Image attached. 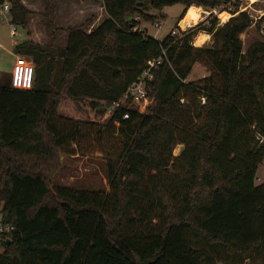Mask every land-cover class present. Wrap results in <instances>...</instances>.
I'll return each mask as SVG.
<instances>
[{
  "label": "trees",
  "instance_id": "trees-1",
  "mask_svg": "<svg viewBox=\"0 0 264 264\" xmlns=\"http://www.w3.org/2000/svg\"><path fill=\"white\" fill-rule=\"evenodd\" d=\"M6 2L10 22L26 30L33 11L22 0L0 6ZM177 3L240 5L103 0L99 26L68 27L60 46L56 5L47 0L50 43L15 44L23 71L34 67L36 79L33 88L0 85L1 221L13 227L0 264H211L207 246L241 259L264 252V182L256 183L264 161L257 136L264 133V41L243 51L241 34L253 25L245 11L220 26L211 14L209 25L163 40L131 16L155 20L142 8ZM201 30L212 33V46L192 44ZM164 50L150 82L154 104L123 119L111 106ZM196 62L210 75L187 81ZM179 143L185 147L175 157ZM61 155L104 158L109 191L52 185Z\"/></svg>",
  "mask_w": 264,
  "mask_h": 264
},
{
  "label": "rangeland",
  "instance_id": "rangeland-1",
  "mask_svg": "<svg viewBox=\"0 0 264 264\" xmlns=\"http://www.w3.org/2000/svg\"><path fill=\"white\" fill-rule=\"evenodd\" d=\"M239 1L240 5L238 8H235V4L233 3L227 5H218L215 8L219 11L223 10L224 8L227 9L226 7L231 6L233 8V12L239 10L245 11L251 16L253 20V25L251 26L252 29L249 31L248 28V31H246L249 35L242 37L245 41L243 42V51L246 52L255 42L264 41V0H256L252 7L249 8L247 6L246 8H243L242 6L247 4L246 0ZM22 2L27 8L33 11V14L29 18L28 27L26 30L20 26H17L16 35L12 34V23L10 22L9 13L4 11L3 7L0 6V85H10L18 88H33L35 86L36 70L34 67H31L29 71H23L22 63L14 51V42L16 41L19 43L27 40L29 39L30 35L33 38V41H35V36L39 41H41V43H50L51 40L47 28V18L45 16L47 0H22ZM54 2L56 5L55 26L59 28V31L56 33L57 43L60 46L65 41L63 37L59 38L61 31H66L68 27H74L83 24L85 26V23H88L90 18V13H95L97 15L103 11L101 7V5H103L101 4L102 1L98 2V0H54ZM183 5L184 4L182 3H177L171 6H166L163 10L168 16L165 15L166 17L163 18L161 16L164 14L159 13V21L162 23V26L159 28L155 26V22L158 20L153 19L146 21L143 19L144 17L142 13H135L131 16L136 22H138L140 28L141 25L144 29L147 28L146 31L149 36L163 40L167 35L170 34L171 29L175 27L179 16L183 12ZM145 6H147L146 2ZM143 9L146 10V14L149 15H153V13H151L152 11L155 13L158 11L157 9L151 8L149 6L148 9L146 7H143L142 10ZM195 14L193 21H198L200 13L196 12ZM139 16L140 19L138 20L137 17ZM212 18L216 19V17ZM87 25L85 28H87ZM179 26L183 35L186 27H183L182 25ZM176 36L180 35L177 34ZM209 75V66L204 62H196L187 81L200 82L203 80V78L208 77ZM204 99L205 98L201 97V104H205ZM188 102V98L183 100V104H187ZM153 104L154 100L149 104V108H147L145 112L144 109H142L143 113L148 112ZM205 120V116H202L201 118H195L194 121L196 124L201 125L205 122ZM184 147L185 145L182 143L176 144L173 148V155L175 157L179 156ZM60 162V167L57 169L56 175L52 178V185H65L79 189L109 191L107 178L108 166L107 161L104 158L98 157L96 155H61ZM262 182H264V161L258 167L256 179L257 184ZM1 220L2 208L0 206V252L4 250L3 240L5 239V233L7 232L1 231L5 230ZM207 249L209 254L212 256L211 264H264V252L259 249L255 250L249 258L245 259H241L236 256H228L224 252L223 248L219 245H213L211 247L207 246Z\"/></svg>",
  "mask_w": 264,
  "mask_h": 264
},
{
  "label": "built area",
  "instance_id": "built-area-1",
  "mask_svg": "<svg viewBox=\"0 0 264 264\" xmlns=\"http://www.w3.org/2000/svg\"><path fill=\"white\" fill-rule=\"evenodd\" d=\"M3 10L6 12H9L10 10V3L6 2L3 6ZM227 10L233 12V8L226 7ZM239 11H234L233 13H239ZM137 19H140V16L137 17ZM156 27H161L162 23L161 21L155 22ZM186 31V30H184ZM173 36H176L179 34L181 37L182 32L180 26L175 27L170 32ZM264 33V31H263ZM12 34H17V25L12 24ZM165 50L162 52V55L159 58H154L147 60L145 63V68L143 69L142 73L139 75V77L129 86L128 90L124 94V96L116 103H114L111 106L112 110L122 109V118L123 119H129L131 117L132 111L137 110L140 113H143L142 109H144V112L149 108V104L154 100V97L150 95L151 93V85L150 82L154 78V71L159 68L163 64V62L167 59ZM259 142L264 143V133H258L257 134ZM5 230L1 231H9L13 229L11 226L4 227Z\"/></svg>",
  "mask_w": 264,
  "mask_h": 264
},
{
  "label": "crops",
  "instance_id": "crops-1",
  "mask_svg": "<svg viewBox=\"0 0 264 264\" xmlns=\"http://www.w3.org/2000/svg\"><path fill=\"white\" fill-rule=\"evenodd\" d=\"M99 1H102L101 4H103V0H98ZM247 1V4L246 5H242L243 8H246V6L249 8V7H252L253 3L256 1V0H246ZM245 6V7H244ZM103 11L98 13L97 15L95 13H90V18H89V22H88V25H87V28H85V31L86 32H91L92 30H94L96 27L99 26V24L107 17V13L105 12L104 10V7L103 5H101ZM192 7H196V12H199L200 13V17H199V20L197 22H192V23H189L188 26H186V30H190V28L196 26L197 24L199 23H203L204 25H209V22H210V15L212 14L213 17H216L217 19V22H218V26L220 25H223L225 22H227L230 17L234 14L232 13L231 11L227 10V9H223V10H216V8H211V7H206V6H198V5H192L191 7L187 8L185 5H183V12L182 14L183 15V18L182 20H180L179 25H182L181 21L183 22L184 19L187 17L190 9ZM201 11H200V10ZM228 13V17L227 18H223L221 16L222 13ZM151 13L155 14V15H159V13H163L164 15L168 16L167 13L162 9V10H158L157 13H155L154 11H152ZM182 14L179 16L178 20H177V23L179 21V19L181 18ZM238 14V13H235V15ZM196 15V14H195ZM194 15V16H195ZM165 16V17H166ZM163 17V18H165ZM155 20H159V18L157 17ZM176 23V24H177ZM176 27V25H175ZM174 27V28H175ZM65 28V27H64ZM141 29H144L141 25ZM173 29V28H172ZM171 29V30H172ZM250 29H252V27H250L248 30L250 31ZM147 30V28L145 29ZM247 30V31H248ZM245 32V33H242L241 34V38L244 37V36H248V32ZM171 32V31H170ZM28 33V32H27ZM29 35V34H28ZM204 35V40L202 42H198V39L199 38H202ZM60 37H63V39H65V41L61 44V46H66L67 45V42H68V38H69V33L66 32V31H61V34L59 36ZM29 39H33L30 35H29ZM244 38H242L243 40ZM34 40L40 44H45V43H41V41H39L35 36H34ZM243 42H245L243 40ZM15 44L17 43L16 41L14 42ZM214 43L213 41V36H212V33L208 32V31H205V30H201V31H198L194 36H193V42L192 44L195 46V47H208V46H211L212 44ZM19 57V56H18ZM20 60V59H19ZM260 180V179H259ZM263 183V182H262ZM260 184V183H259Z\"/></svg>",
  "mask_w": 264,
  "mask_h": 264
},
{
  "label": "bare ground",
  "instance_id": "bare-ground-1",
  "mask_svg": "<svg viewBox=\"0 0 264 264\" xmlns=\"http://www.w3.org/2000/svg\"><path fill=\"white\" fill-rule=\"evenodd\" d=\"M196 7H192L191 9H190V11H189V13H188V15H187V17L184 19V21H183V24H182V26L183 27H186V26H188V24L189 23H192V22H197V21H193L194 20V14H195V11H196ZM200 10V9H199ZM201 11V10H200ZM228 13H226V12H224V13H222L221 14V16L223 17V18H227L228 17ZM204 35H203V37L202 38H199L198 39V42H202L203 40H204Z\"/></svg>",
  "mask_w": 264,
  "mask_h": 264
},
{
  "label": "water",
  "instance_id": "water-1",
  "mask_svg": "<svg viewBox=\"0 0 264 264\" xmlns=\"http://www.w3.org/2000/svg\"><path fill=\"white\" fill-rule=\"evenodd\" d=\"M181 23L183 24V22L181 21Z\"/></svg>",
  "mask_w": 264,
  "mask_h": 264
}]
</instances>
